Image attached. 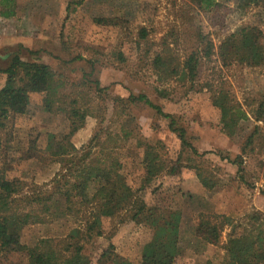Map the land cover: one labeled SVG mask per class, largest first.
Wrapping results in <instances>:
<instances>
[{
    "label": "rangeland",
    "instance_id": "obj_1",
    "mask_svg": "<svg viewBox=\"0 0 264 264\" xmlns=\"http://www.w3.org/2000/svg\"><path fill=\"white\" fill-rule=\"evenodd\" d=\"M219 2L212 22L208 20L209 12L205 15L189 0H14V15L0 16V54L20 46L24 58L50 64L61 72L60 78L67 83L84 74L107 88L104 97H98L97 93L93 95L96 109L100 108L97 109L99 116L88 117L84 126L71 136L74 146L79 148L87 144L103 110L106 111L103 126L120 130L124 119L119 118L118 113L114 115L116 103L112 98L115 96L125 98L130 93L142 92L154 103L162 105L163 111L181 117L189 141L198 153L189 163H195L199 171H195V167H183L177 176L161 172L145 192L148 204L154 200L155 204L181 213L175 264H227L223 246L230 224L244 225L250 221V214L259 212L261 220L256 224L264 228V122L254 121L249 113V120L240 122L235 134L228 136L219 127L218 114L210 105V92L206 86L189 90L188 84L180 81L160 84L155 82L150 69L153 54L161 47V37L174 28L177 35L174 52L180 61L183 60L191 46L186 39L190 21L208 35L214 45L210 59L201 60L199 82L211 80L214 87H224L249 112L264 94V66L234 63L222 67L216 47L225 36L248 24L261 29L264 44V8L250 6L242 10L236 7L234 0ZM97 17H115L119 21L114 26L100 25L94 21ZM140 28L146 29V39L140 38ZM148 44L147 55L144 50ZM3 80L4 76L0 74V83ZM155 88H163L166 96H161ZM131 108L133 114L129 112L134 122L125 127H132L133 135L141 141L159 140L163 145L162 158L172 163L179 151V141L168 129L167 119L157 116L147 105ZM10 123L9 119L6 130L1 132L2 138L6 133L11 135V143L4 152L0 151V168L3 161H10V176L22 179L28 185L48 183L59 169L58 163L48 159L42 162L23 159L22 151L30 134L32 137L37 135V146L41 148L48 132L61 136L67 128L66 120L59 113L43 111L40 99L34 96L26 113ZM253 126L258 127L257 131L252 143L246 145L245 140ZM134 142L123 141L119 156L139 182L137 159L133 153L140 149ZM188 153L184 154V159ZM237 159L239 165L235 163ZM195 172L202 174L212 188H205ZM60 208L45 223L21 227V242L31 246L39 238H61L71 227L82 223L84 212L77 217L65 216ZM200 216L222 225L218 245L208 244L195 236L194 228ZM102 224L104 235L87 244L85 251L97 255L111 243L116 254L138 264L141 246L151 235L147 226L133 224L122 215L104 220ZM25 261L23 254L15 252L0 257V264ZM93 264H97L95 259Z\"/></svg>",
    "mask_w": 264,
    "mask_h": 264
},
{
    "label": "trees",
    "instance_id": "obj_2",
    "mask_svg": "<svg viewBox=\"0 0 264 264\" xmlns=\"http://www.w3.org/2000/svg\"><path fill=\"white\" fill-rule=\"evenodd\" d=\"M189 1L205 15L209 12L208 20L211 22L220 5L219 0ZM13 2L14 0H0L1 17L9 18L14 15ZM234 3L242 10L250 6L264 8V0H234ZM94 21L100 25L114 26L119 20L115 17H97ZM138 34L141 39H146L147 31L140 28ZM186 37L191 46L182 61L177 52H174L176 48L173 45H177L175 28L161 37V47L154 52L150 62L155 82L164 84L173 80L180 81L187 83L189 90L206 86L210 92V105L218 114L219 127L228 136L235 134L240 122L249 120V113L254 121L264 122V94L247 112L224 87H214L211 80L199 82L201 60L210 59L214 54V45L208 35L203 34L190 21ZM262 38L263 32L255 24L242 26L225 36L216 47L220 65L228 67L236 63L248 67L264 66ZM149 48L150 44L144 50L147 55ZM21 50L23 49L18 46L15 50L2 51L0 54V74L4 76L0 83V151L4 152L11 141L8 133L4 135L5 138L1 137V132L6 130L7 121L10 119L12 124L17 117L24 115L34 96L40 99L43 111L61 114L67 122V128L59 137L48 132L43 148L37 146V135H28L26 148L22 151L23 159L37 162L48 159L58 163L59 169L48 183L28 185L24 180L8 174L10 161L2 162L0 257L8 252L25 256V262L14 264H93L94 259L97 264H133L127 258L116 254L111 243L103 247L97 255L85 251L87 244H92L96 238L104 235V220L122 215L124 220L133 224L147 226L151 233L141 246L138 264H175L181 213L179 210L155 204L154 200L150 202L152 204H148L145 201V192L146 187L161 172L177 176L183 167H195V171H199L195 163H189L198 153L189 141L181 117L163 111L162 105L154 103L142 92L136 95L130 93L125 98L115 96L112 98L117 110H114V115L118 113L119 118L124 119L120 130H109L103 126V113L106 111L102 108L103 113L100 114L101 118L91 138L87 144L78 148L72 144L70 138L84 126L88 117L98 118L97 109L100 108L96 109L92 97L96 93L98 97H104L107 88H102L98 80L84 74L67 83L60 78V71H56L48 63L24 58ZM155 90L161 96H166L163 88ZM137 105H147L157 116L167 119L168 129L179 141V151L172 163L162 158L163 145L159 140L152 143L141 141L133 135L132 127H125L134 122L131 107ZM257 128L253 126L245 140L246 145L252 143ZM132 140H135L134 146L140 149L133 153L137 159L135 163L139 169V182L135 181L119 156L122 142ZM187 153L188 157L184 159L183 156ZM239 159L235 160L238 165ZM195 175L205 188H212L202 174L195 172ZM59 208L65 216L77 217L84 212L83 217L81 216L82 223L71 227L61 238H39L31 246L21 242V227L45 223ZM248 219L250 221L244 225L229 223L231 229L223 246L227 264H264V228L256 224L261 220L259 212L250 214ZM221 228L222 225L200 216L194 234L208 244L218 245Z\"/></svg>",
    "mask_w": 264,
    "mask_h": 264
}]
</instances>
